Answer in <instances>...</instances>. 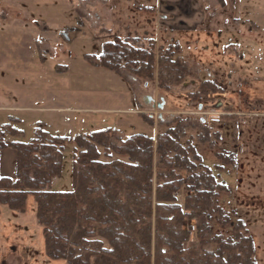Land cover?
Listing matches in <instances>:
<instances>
[{"label": "rangeland", "instance_id": "obj_1", "mask_svg": "<svg viewBox=\"0 0 264 264\" xmlns=\"http://www.w3.org/2000/svg\"><path fill=\"white\" fill-rule=\"evenodd\" d=\"M223 1L224 6L217 0H0V64L6 67L9 63L15 68L22 66L20 57H37L33 47L22 42L27 38L16 26V14L21 23L50 25L49 48L42 42L40 49L42 61L46 59L44 68L61 74L68 72L67 79L72 82L65 99V104L72 108L69 121L63 126L54 122L55 128L52 125L51 131L69 137L76 132L109 127L117 129L122 139L134 133L155 138L168 126L180 123L184 127L180 141L190 140L201 157V164L209 167L218 181L226 185V191L220 193L216 203L233 220L251 207L246 212L257 216L254 225L262 227L264 0ZM5 10L8 15L4 14ZM115 37L151 50L155 56L159 48L178 44L180 60L190 74L182 84L162 91L155 79L135 78L126 69L117 73L93 67L83 59L84 54L101 53L103 43ZM230 43L236 45L233 52L224 48ZM203 79L215 82L223 92L194 96L192 93ZM57 80L60 83H56L55 94L63 99L57 92H61L66 78L61 76ZM0 96L15 100L2 87ZM22 97L33 98L27 89ZM13 112L23 117L19 127L25 142L33 136L34 121L28 112ZM39 112L34 110L33 114ZM5 113L0 110V115ZM4 118L0 117V122ZM73 146L72 142L65 145L59 180V185L69 184V189ZM230 153L233 161L222 163V157ZM111 159L126 161L125 157L115 154ZM185 196L183 190L177 193L180 205ZM213 221V232L226 235L229 227H219ZM184 226L191 228L187 246L193 241L194 226L190 220H185ZM254 232L256 240L264 242L263 228ZM256 242L257 263L264 264V244ZM46 261L39 258L37 264L52 262Z\"/></svg>", "mask_w": 264, "mask_h": 264}, {"label": "trees", "instance_id": "obj_2", "mask_svg": "<svg viewBox=\"0 0 264 264\" xmlns=\"http://www.w3.org/2000/svg\"><path fill=\"white\" fill-rule=\"evenodd\" d=\"M217 1L224 6L223 0ZM235 46L224 48L233 52ZM179 53V45L170 43L155 56L115 37L103 43L101 53L84 54L83 59L93 67L117 73L126 69L135 78L155 79L159 90L168 91L190 74ZM38 54L42 60L40 49ZM220 92L222 87L203 79L192 94ZM183 131L179 123L155 138L134 133L122 139L109 127L88 138L64 137L50 135L37 123L29 140L10 144L16 154L15 176H0V204L22 213L27 197L33 196L44 253L66 264H257L245 222L233 220L216 203L226 185L201 164L190 140L180 141ZM5 134L20 137L23 132L1 124L0 152L6 147ZM70 142L71 190L53 191ZM112 154L126 161L111 159ZM224 156L222 163L233 161L232 153ZM180 190L186 193L182 205L176 199ZM185 220L194 226L187 246L191 228L184 226ZM212 220L229 227L226 235L213 232Z\"/></svg>", "mask_w": 264, "mask_h": 264}, {"label": "crops", "instance_id": "obj_3", "mask_svg": "<svg viewBox=\"0 0 264 264\" xmlns=\"http://www.w3.org/2000/svg\"><path fill=\"white\" fill-rule=\"evenodd\" d=\"M4 14L8 15L9 12L5 10ZM16 17V26L19 27L22 32H24L23 37L27 38L26 41L22 40V42H26L28 45L33 47L37 57L32 59L20 57L19 59L21 60L22 66H16L15 68H11L12 66L9 63L6 64V67L0 64V87L6 90L8 95L15 98V100L12 101L8 99L6 100L0 96V110L6 112L5 114L0 115L1 118L5 117L4 120L0 122V125L8 123L11 127L20 129L22 131L19 126L21 125L23 117L20 115H15L16 112H13L22 110L24 112H28V116H32L34 128L37 123H41L44 130L50 135H58L56 132H53L50 129L52 125L53 127L55 126L54 122H58V124L63 126L67 123V121H69L68 119L72 108L69 107L68 104H65V99L67 98V94L72 87V82L68 80V72L61 74L57 73L55 69L54 72L46 70L44 68L46 59L44 58L42 61L38 57V49L42 48V42H45V48H49L48 44L52 38L51 26L44 25L40 27L36 22H32V24L21 23L18 20V14H16ZM1 36H5V34L2 33ZM5 40L6 39L4 38L2 39V45L5 44ZM61 76H64L66 80L63 82L61 92L57 93L58 96H61V98L64 100L60 99L55 94L57 86L56 83H60V80H57V78H61ZM26 89L29 90V94L33 96L31 100L22 97L25 95ZM34 110H38L40 112L33 114ZM9 118L16 119V122L10 121ZM76 133L88 135L91 132ZM22 138L23 134L20 137H14L5 134L4 142L6 147L0 152V176L14 178L16 154L11 148L10 144L12 142L18 141L24 142ZM59 180L60 178H57L53 181L51 189L53 191H63V189L68 191L69 184L66 183L59 185ZM69 190H71V188ZM250 208L251 207H247L245 211H242L241 216L236 217L242 219L245 222L246 227L252 236L257 263L258 243L256 241H258L259 244H264V242L263 240H256V234L254 231L259 228H263L264 230V225L262 227L254 225L256 223L255 218L257 216L255 217L254 215L248 214V212H246L250 211ZM35 210V201L31 195L27 197L26 208L22 213L12 211L5 205L0 204V264H14L16 262H18V264H21V262L24 264H37L39 258L42 262H48L46 261L48 258L44 253L42 227L38 225L36 221ZM261 235L262 234H260V236ZM262 252L263 251H261V254ZM38 256V259L35 258ZM12 257H14L15 260ZM51 261V264H57L58 262L60 264L64 263L63 261Z\"/></svg>", "mask_w": 264, "mask_h": 264}, {"label": "built area", "instance_id": "obj_4", "mask_svg": "<svg viewBox=\"0 0 264 264\" xmlns=\"http://www.w3.org/2000/svg\"><path fill=\"white\" fill-rule=\"evenodd\" d=\"M211 121H213V122H217L218 119H211ZM82 136H83L84 138H88L87 134H83Z\"/></svg>", "mask_w": 264, "mask_h": 264}]
</instances>
